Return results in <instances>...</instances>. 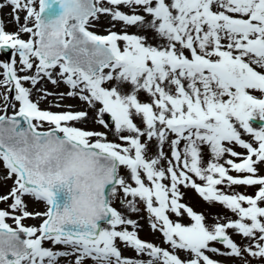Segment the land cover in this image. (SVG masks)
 <instances>
[{"label":"snow or ice","instance_id":"obj_1","mask_svg":"<svg viewBox=\"0 0 264 264\" xmlns=\"http://www.w3.org/2000/svg\"><path fill=\"white\" fill-rule=\"evenodd\" d=\"M5 6L16 31L0 19V53L11 54L0 62V182H13L0 195V264H223L208 253L264 264V126L250 123L264 121V0ZM102 17L106 34L95 30ZM45 81L68 91L50 92ZM66 98L84 107L73 110ZM181 187L237 219L206 225ZM25 197L44 211H29ZM141 204L146 216L131 218ZM141 219L167 247L139 237Z\"/></svg>","mask_w":264,"mask_h":264},{"label":"rangeland","instance_id":"obj_2","mask_svg":"<svg viewBox=\"0 0 264 264\" xmlns=\"http://www.w3.org/2000/svg\"><path fill=\"white\" fill-rule=\"evenodd\" d=\"M3 2H5V0H0V3H3ZM37 9H38V4H37ZM123 10L126 11V12L128 11V9L126 7ZM11 11H12V9H11L10 6H5L3 8H0V19H3L5 21V24H6L5 30L8 31V32L16 31V27L13 24L9 23ZM20 15H21V17H23V13H21ZM108 27H110V25L107 22V18L102 17L100 25H98V27L95 30L97 32H99L100 34H106L104 32V29L108 28ZM119 29H120V25L118 24L117 27L112 29V30L117 31ZM128 31L129 32H138V30L136 28H129ZM138 34L144 35L145 33L139 32ZM148 35H149L150 42L151 43H155V41L151 39V33H148ZM24 38L26 39L27 37H24ZM10 58H11V54L8 57H6L2 53H0V62L8 61V60H10ZM25 86H29V85H25ZM45 86L47 87V89L50 92H66V91H68V89L64 85H61L60 88L57 89L55 86L51 85L50 83H47L46 81H45ZM0 91H3V90L0 89ZM256 95L258 96V98L260 97V93H256ZM35 98H36V96L34 94L33 95V99H35ZM140 99L141 100H145L146 99V96H145V94L143 92L140 93ZM62 103L64 105L73 106V110H77L79 108L84 107V105L78 99L66 98V99H64L62 101ZM2 106H3V100H0V107H2ZM40 107L41 108L48 107L47 102L41 103ZM52 110L53 111H58V110L59 111H63L64 109L53 108ZM0 114H3V113H0ZM108 119H109V117H107V120ZM108 123L111 124L112 121L108 120ZM250 123H252V122H250ZM253 124H254L255 127L259 128L260 126H264V121H263L262 125H258L256 123H253ZM86 126L89 127V128H95L98 131H104L103 128H99L97 125L92 124L91 122L88 123ZM108 138L110 140L114 139V137L111 135V133H109V137ZM242 138L245 139L246 141H250L252 139L247 134H243ZM164 150H165V152L168 151L167 146H165ZM234 150L237 151V152H244L245 151V150H243V149H241L239 147H235ZM149 154L150 155H154L155 154V143L154 142H153V146L150 148ZM208 158H209L208 150H207V148H205L204 149V160H205V162L208 160ZM228 158H230V157H227V156L225 157V159H228ZM236 162H240V161L236 160ZM221 163H223V161H221ZM121 171L123 172V169ZM230 174L234 175V176L237 175L234 172H230ZM260 174L264 175V170H262L260 172ZM165 182L167 183V181H165ZM12 183L13 182L11 180H8L6 183L0 182V195L7 193L9 188L11 187ZM197 183H201V182L197 181ZM217 187L221 191H224L225 193H228V194H231L232 192H238V193H241V194H252L255 191V188L246 187V186H233L232 188H227L224 185H220V186H217ZM181 193L183 194L182 202L187 204V205H189V206H191L193 208V210L196 211L197 213H203L205 215V217H206L205 223L208 226H211V225H213L216 222V217L217 216H219V217H228V218H231L233 220L237 219V217L233 213H231L229 210L224 208L222 205H220L218 203L205 202L195 192V190H193L191 188H183V187H181ZM25 201L29 205V208H28L29 211H44V207H45L44 204L37 203V202L33 201L31 198H28V197H25ZM9 203H10V201H9ZM115 206L122 213H125V209L123 207H121L119 204H116ZM139 207H140L141 211L138 214H133L131 216V218L137 219L138 217H145L146 216V214H145V212L143 210V205L141 204ZM0 208H7V204H0ZM172 218L175 219V217H172ZM7 222L9 224L13 223L12 220H10V219ZM184 222L187 223L188 221L185 220ZM220 222L223 223L225 221L222 219V220H220ZM23 223L26 226L37 225L39 223V220L26 219V220L23 221ZM140 224L142 225V229L139 230V237L142 240L150 241V242H152V243H154V244H156L158 246H161V247H167V245H164L162 243L161 238H160V233H153L148 228L145 219H141L140 220ZM128 230H131V228H129ZM229 234L232 235V238L238 244L245 243V241L240 236L233 235L232 234V230H229ZM45 246H50V245L46 244ZM212 246H214V247H216L218 249H221V251H223V246L220 243H213ZM55 247H56V250H61L62 249V246H59V245H57ZM118 247H121L123 256H125V257H135V255H136L135 252L132 251V250H125L123 248V246L120 244V242H118ZM208 254L211 256L212 259L218 260V261H222L223 264H242V261H241L240 258L228 259V258H225L223 256H219V255H215V254H211V253H208ZM143 258L146 259L147 257H143ZM60 264H64V261L61 260ZM85 264H94V262L91 261L90 259H88V260L85 261ZM252 264H258L257 260L256 259H252Z\"/></svg>","mask_w":264,"mask_h":264}]
</instances>
